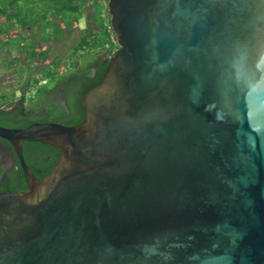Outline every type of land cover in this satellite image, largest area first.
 Returning <instances> with one entry per match:
<instances>
[{
  "label": "water",
  "instance_id": "water-1",
  "mask_svg": "<svg viewBox=\"0 0 264 264\" xmlns=\"http://www.w3.org/2000/svg\"><path fill=\"white\" fill-rule=\"evenodd\" d=\"M75 124L0 125V264H264V0H108ZM58 155L42 175L22 142Z\"/></svg>",
  "mask_w": 264,
  "mask_h": 264
},
{
  "label": "trees",
  "instance_id": "trees-1",
  "mask_svg": "<svg viewBox=\"0 0 264 264\" xmlns=\"http://www.w3.org/2000/svg\"><path fill=\"white\" fill-rule=\"evenodd\" d=\"M98 4V0H0V72L11 69L13 81L0 82V125L24 127L43 120L75 124L83 119L79 95L99 79L117 46L109 14ZM81 17L83 27L78 25ZM67 38L66 49L54 51L52 43ZM63 51L66 55L61 57ZM22 152L38 175L58 155L54 147L38 141L22 142ZM24 187L12 146L0 137V191Z\"/></svg>",
  "mask_w": 264,
  "mask_h": 264
},
{
  "label": "rangeland",
  "instance_id": "rangeland-1",
  "mask_svg": "<svg viewBox=\"0 0 264 264\" xmlns=\"http://www.w3.org/2000/svg\"><path fill=\"white\" fill-rule=\"evenodd\" d=\"M98 9H101V10H106L107 11V8L104 7V6H101L98 4ZM78 25L80 27H83L85 25V18L84 17H81L79 19V23ZM69 38H67L65 41H61V43H55L53 42V49L54 51H58V50H64L66 49L67 45L69 44ZM66 55L65 51L62 52L61 54V57H64ZM12 70L10 69V71H6V72H0V82H2L4 85H9L11 83H13L12 81ZM4 159H7L5 156H4ZM7 161V160H6Z\"/></svg>",
  "mask_w": 264,
  "mask_h": 264
},
{
  "label": "built area",
  "instance_id": "built-area-1",
  "mask_svg": "<svg viewBox=\"0 0 264 264\" xmlns=\"http://www.w3.org/2000/svg\"><path fill=\"white\" fill-rule=\"evenodd\" d=\"M107 1L108 0H98V3H100L102 6L107 8ZM109 26H110V24H109Z\"/></svg>",
  "mask_w": 264,
  "mask_h": 264
}]
</instances>
